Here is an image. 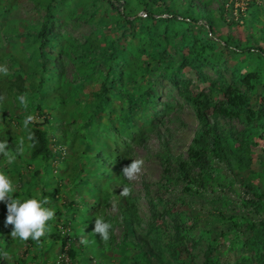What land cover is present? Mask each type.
Returning <instances> with one entry per match:
<instances>
[{
    "label": "rangeland",
    "instance_id": "1",
    "mask_svg": "<svg viewBox=\"0 0 264 264\" xmlns=\"http://www.w3.org/2000/svg\"><path fill=\"white\" fill-rule=\"evenodd\" d=\"M68 1V3L63 4L64 7L61 14L56 17L59 23L53 28L58 33L55 41V51L58 52L60 50L61 41L64 37L69 40L70 45L74 43L69 53L63 54V62L60 65L64 72V79L72 82H67L59 91H50V93H65L63 97L60 95L62 98H58L54 108L47 107L43 103L42 98L36 97L37 87L30 90L28 97L37 103L43 104V107L47 109V113H50L51 122L57 123L61 129L65 126L69 127L68 125L73 126L71 127L73 130L71 129L68 134V140L67 138L60 137L61 142L59 143L66 145V148H68L67 153L70 149H73V155L71 154L73 163L79 165L81 168H87L86 171L82 172V176L88 177L90 175L89 177L92 176L91 179H97L96 177H98L102 169L107 168V170H110L115 167V164L110 162L102 164L93 145L98 143L101 144V147H108V150H112V147H116L115 144L112 145V140L116 137V134L120 136L119 141L130 138L128 133L136 134L138 126L141 128V142L134 143L133 156L134 160L142 159L144 161L139 178L135 181H130L132 199L136 203L137 208L136 213L129 218V226L126 231L124 230V225H121V223L115 225L114 234L118 242L115 245V252L102 246V241H97L94 246L82 247L79 256L73 258L72 262L74 264H126L129 259H138L143 250L151 253L155 251L154 256L164 253L166 258L170 259L171 256L168 250L161 246L157 247V239H155L158 235L157 229H155L156 231L151 229L152 226H161L162 228L169 226L168 232L166 230L164 232L171 237L174 234L173 225L175 221L171 213H180L184 216L183 223L185 222L191 230L189 233L191 240L187 242L188 249L185 251L189 256L187 260L192 261L194 264H201L205 259L210 241H212L217 248L212 254L210 264H256L257 259L255 257H259L261 253L264 254V244L257 240L256 235L259 232L252 230L250 221H255L256 227H258V220L264 219V199L259 201V212L245 207L243 203L244 199H252L254 196L253 191L249 192L246 186L253 185L255 189L264 192V177L262 176L264 173L261 170V160L264 157L261 150L255 146H249V150L253 153L251 156L249 152L242 151L245 148H240L239 142H243V139L238 133L247 128V124L243 122V119L239 120L238 117H228L220 113H214L213 107L221 99L222 93L214 92L210 106L211 109L207 115L211 124L216 125L219 133L224 137H228L222 140L225 148H231L228 140L230 137H233L235 140L233 143L236 147H232L231 150L233 151L230 152L229 156H224V159L219 163L217 173L221 175L215 192L190 196L187 192H184V184L177 179L176 173H171L169 178L164 177V165L159 155L163 152L164 145H166L175 159L177 157L178 159L186 158L189 146L193 143L194 137L201 131L200 122L194 114L192 105L184 99L179 88L171 82L170 77L174 73H177L183 86L189 85V92L198 96L201 90L209 92L211 82L220 81L221 77L225 80L226 84H229L239 83L249 70L260 72L264 76V59H259L256 56L246 58L247 54L245 52L238 54L226 47H219L220 49L216 54L211 55L213 59L212 63H206L200 68L198 66L192 67L184 64V59H180L179 55L176 56L175 52L183 50V53L186 54L189 48H193L195 41L194 34L197 29L190 32L184 31L183 35L173 44L169 45V51L172 56L167 55V61L162 60L159 62L155 60L149 72L144 77L140 76L142 83L152 82L158 92V95L154 96L155 98L153 96L149 97L150 101L154 100V104H147L145 102L147 98L144 99L142 93H139L134 88V80L128 81L124 86L119 84L117 77L121 74V68L124 66V61L119 57L111 58L107 64L101 66L102 69H97L98 71L96 70L95 74L91 73L87 79L80 78L78 75L75 78L78 64L73 58L76 57V50H78V53L85 52V45L91 40L102 45H109L110 48L119 45L110 43L112 41L106 39L104 33L102 35V28L99 24L100 19L110 17L108 14L111 16L118 15V10L115 8L107 10V2L99 1L98 5L100 7L98 11L94 12L93 8H89L88 14L79 18L76 17L81 11L79 0ZM147 1L149 3L151 1V5H154L152 0ZM238 1L237 5L241 6L242 10L247 7L246 0ZM22 4L25 6L26 13H23V19L20 21L14 22L13 15L9 13L3 14L0 17V37L2 39L4 38L1 33L3 30L16 28L17 32L26 33L28 27L35 32L40 29L38 23L41 21L45 11L35 12L33 0H24ZM56 4H62V0H56ZM117 4L120 6V3ZM210 5L216 8L219 3L217 0H213ZM7 6H9V1L2 0L0 2V10ZM17 6V3L13 4L12 10L17 8ZM154 7L156 15H159L160 10L158 6L155 5ZM70 9L76 11V13L74 16H69L68 21L62 19L64 25L61 26L60 16L67 14L66 12ZM133 13L146 15L147 12L134 8ZM242 14L244 16H241ZM234 16L235 19L231 18L234 20V23L228 24V22H224L220 25L219 33L222 35L221 38L225 39V36L232 33L236 36V40L239 43L261 46L264 49V0H256L251 9H245L242 13L235 9ZM27 36L20 40L15 34L11 36L12 38L14 37L13 40H18L15 47L12 45L7 47L5 43L7 40L4 38L6 41H1L0 50L10 51L29 68L33 64L32 54H37V61L39 63H43L44 57L38 55L40 43L35 44L33 42L34 36ZM213 38L219 39L214 36ZM125 41V38L121 40V42ZM135 41L138 42L139 38H136ZM208 52L211 53L212 49H208ZM173 53L175 54L174 58ZM46 55L55 61H58L60 58V55H56L52 51H47ZM130 56L133 57L131 53L129 54ZM188 56L190 57V55ZM144 58L145 56H143ZM41 77L44 79V90L49 91L54 88L56 82L50 74H43L42 76L35 74L30 78L37 83ZM92 78L99 79V81L107 78L108 81H114L118 85L115 92L111 93L113 102H109L104 111L98 112L95 115L92 114L94 100L92 95H90L91 90L94 88L93 85H90V79ZM219 83L214 84L215 89L219 90V87H221ZM241 90H245L243 85H241ZM125 91H128L127 95ZM3 92V87L0 86V94ZM247 95L249 98L248 102L255 109L260 105L261 98L264 97V87L258 84ZM130 96L133 98L132 101H130ZM115 104H121L123 107H114L113 105ZM39 113L41 111L37 110L33 105L25 109L23 118L25 119L28 115H34L37 118L36 121H44L45 116L41 115L40 117ZM131 114L133 115L132 120L128 118ZM60 116H63L64 119H58ZM74 117L76 120L73 122ZM1 118L2 116H0ZM134 121L138 123V125L136 124V130H134ZM88 123L89 127H87ZM21 130H23V126H19L18 129L16 128V133ZM93 131L96 132L87 134ZM76 132L88 135L85 144L71 145L74 139L77 141L75 135L77 136L78 133ZM238 137L239 142L237 140ZM257 137L258 132L250 131L249 133L244 131V141L246 142L256 140ZM23 151L27 152L28 150L24 149ZM235 153L239 156L243 155L245 160L248 156L252 157H249L253 161L252 166H250L251 170L237 167ZM4 163L6 166L13 164L21 166L26 179H29V175L33 172L34 166H25L24 159L16 157L13 163H9L8 160ZM2 165L3 163H0V168ZM99 165H103V168H99ZM229 167H232V169ZM51 168L53 170H50L51 172L48 174H41L40 179L32 183L30 189L39 197H41L43 189L50 193H56V196L46 195L43 197L42 195V198H40H48L49 202L45 207L55 210L56 219L58 218V210L72 215V211H78L79 206L77 207L75 204L80 203L81 199L87 195L91 185L90 187L86 186L88 184L86 182L75 184L70 178H67L62 179L63 185L61 186V190L56 192L57 184L61 181L60 176L63 175V170L56 165H53ZM0 171L8 177L11 176L9 170L5 168ZM95 172H97L96 176H94ZM118 177V172H112L110 181L105 188L111 204L108 211L112 215L116 214L117 217L120 212L118 204L120 202L121 190V182ZM92 181L95 182L97 180ZM13 183L15 191L19 193L25 191L26 188L18 187V181H13ZM26 184L28 185L29 182L25 181ZM105 192L103 193L104 196L107 195ZM99 195L101 196L102 194ZM26 197L29 199V195ZM74 200H76V203ZM70 201H74L73 205L70 204ZM65 204L68 205L65 206ZM152 206L157 210L156 215H153ZM165 208L171 213L165 212L162 215ZM84 209L87 210L88 208L85 207ZM0 220L5 221L6 217ZM51 221L53 220L48 221V226L52 230L53 225L50 224ZM257 229L261 231V228ZM261 232L259 233V235L262 234L260 240L264 241V229ZM47 233L42 237L43 242L39 243L38 246L34 242L30 245L29 242L33 241L31 239L20 241L19 238H16L10 243L6 251L7 257H4V259L7 260L8 264H22V261L20 262L21 259L24 260L25 264H37L30 257L34 252L41 251V254H44L43 258L46 264H50L53 261L56 264L62 263L66 258L63 257L61 246H57L54 250L55 255H57L56 258L51 259L53 258L52 256L47 257L48 254L52 255L50 253L51 249L48 247L49 243L45 240ZM136 234L145 236L142 238V242L135 241ZM146 238L147 240H145ZM144 241L146 242L145 245L142 244ZM26 248L29 249L28 253L25 252ZM41 259L40 257L38 260L42 261Z\"/></svg>",
    "mask_w": 264,
    "mask_h": 264
},
{
    "label": "trees",
    "instance_id": "2",
    "mask_svg": "<svg viewBox=\"0 0 264 264\" xmlns=\"http://www.w3.org/2000/svg\"><path fill=\"white\" fill-rule=\"evenodd\" d=\"M1 1L2 0H0V2ZM7 1H9V6L0 10V17L3 16V14L9 13L13 15L14 22L23 19V13H26L25 6L22 4L24 0ZM33 1V9L35 12L41 10L45 11L41 21L38 23L40 29L35 32L28 27L26 33H19L16 28L3 30L1 33L7 41L0 37V46L3 40L6 41L7 47L10 45L15 47L18 40H13L14 37H11L14 34L18 36L19 40L25 38L27 35L34 36L33 42H35V44L40 43V52L38 55L44 57V61L43 63H39L37 61V54H32L31 58H33V64L31 67L27 68L21 59L16 57L13 53L0 50V65L7 66L8 68V75L5 76L0 73V86H2L4 90V92L0 94V96L4 97L3 100H0V109L4 111L3 119L0 122V141L7 140L12 155L16 156L18 159H24L25 166L30 167L29 165H33L34 167L33 172L28 177L29 179H26L21 166L14 164L6 166L4 162H6L8 158L0 156V163H3L0 170L4 168L9 170L11 173L9 178L12 181H18V187L26 188L22 193L14 191L12 194L21 201L27 200V195H29V199H40L42 195L43 197L46 195L56 196L55 192L50 193L43 189L41 197H39L30 189L31 184L39 180L41 174H48L51 172L50 170H53L51 168L53 165L63 170V175L60 176L61 181L57 184L56 192L61 190V186L63 185L62 179L70 178L75 184L86 182L88 183L86 186L90 187L91 185L87 195L81 199L80 203L75 204V206H79L78 211H72V215H70L69 213L65 214L62 210H58V218H54L53 221H51L50 224L53 225V228L48 231L45 239L49 243L48 247L51 249L50 253L52 254H48V258L51 256L53 257L51 259L57 257L54 253L57 246L62 247L61 251L64 257L67 256L73 259L79 256L82 247L94 246L97 241H102L98 234L96 235L93 233L95 219L97 218H103L105 222L112 224L110 239L107 242L102 241V246L115 252V245L118 244L114 234L115 225L121 223V225H124V230L126 231L129 226V218L135 215L137 208L136 203L132 199V195L128 197L120 196V202L118 204L120 212L118 217L116 214H110L108 211L111 205L110 198L108 197V192H105V188L110 181L112 172L119 173L118 178L121 182L120 193L123 186L131 188V183L122 175V170L134 160L133 145L136 142H141V128L138 126L136 134L128 133L130 138L121 141H119L120 136L116 134V137L112 140V145L115 144L116 147H112V150H108V147H101V144L98 143L93 145L94 149L97 150V155L102 164L105 162L115 164V167L110 170H107V168L102 169L101 173L96 177L97 179H91L92 176L89 177L90 175H88V177L82 176V172L86 171L87 168H81L79 165L73 163L70 156L71 153L66 154L63 147H56L54 149L50 146V135L54 138V142H58V138L60 137H64V139L67 138L68 140V134L73 126L68 125L69 127L65 126L61 129L57 123L51 122L50 113H47V109L43 107V104L33 101L32 98L28 97V94L30 90L37 87L36 97L42 98L43 103L50 108H54L58 98L65 96V93H50V91H59L67 82H72L68 79H64V72L60 65L63 62V54L69 53L74 43L70 45L69 40L64 37L61 41L62 45L59 48L61 51H55V41L58 33L55 32L53 27L59 23L56 17L61 14L64 7L63 4L69 1L62 0V4L59 5L56 4V0ZM99 1L107 2V10L111 8L118 10V15L111 16L107 13L110 17L107 19H105V17L100 19L99 24L102 28V35L104 33V37L112 41L110 43L119 45L110 48L109 45H102L101 43H95L91 40L85 45V52L78 53V50H76V57L73 58L78 64L75 78L79 76L80 78L87 79L91 73L95 74V72L102 69L101 66L107 64L111 58L119 57L124 61L121 74L117 77L119 84L124 86L128 81L134 80V88L137 89L139 93H142L144 99L147 98V101H145L147 104H154V100L150 101L149 97H156L158 92L152 82L142 83L140 76L144 77L145 74L149 72L155 60L159 62L162 60L167 61V55L172 56L169 51V45L171 43L173 44L183 35L184 31L190 32L197 29L194 34L195 41L193 48H189L188 53H186L190 55V57L183 53V50H177L175 52L176 56L179 55L180 59H184V64H188L192 67L198 66L200 68L206 63H212L213 59L211 55L216 54L220 49L219 47H226L230 51L238 54H243V52H245L247 54L245 56L246 58L256 56L259 59H264V49L261 46L239 43L236 40V36L232 33L225 36V39H222V35L219 33L222 23H234L232 19H235V9L242 13L245 9H251L256 0H246L247 7L243 10L241 6L239 7V5H237L239 3L238 0H217L219 5L216 8L210 5L213 0H152L154 5H151V1L149 3L147 0H79L81 11L76 17L82 18L85 14H88L89 8H93L94 12L98 11L100 7V5H98ZM15 3H17V8L19 7V9L15 8L12 10V6ZM117 3H120V6ZM155 5H157L160 10L159 15H156L154 9ZM134 8L144 10L147 13L146 15H138L137 13H133ZM66 13L67 14H62L60 16L61 26L64 25L62 19L68 21L69 16H74L76 11L70 9ZM228 16H230V18H228ZM241 16L244 15L242 14ZM213 36L219 39H214ZM123 38L126 39L125 42H121ZM136 38H139L138 42L135 41ZM208 49H212V52H208ZM47 51H52L54 54L60 55L58 61L50 57L48 58L46 55ZM130 53L133 57H129ZM174 55L173 53V58ZM143 56H145L144 59ZM35 74H40V76L43 74H50L56 82L54 88L49 91L44 90L43 77H41L37 83L31 80L30 77ZM170 79L171 82L179 88L184 99L192 105L194 114L200 122L201 131L194 137L193 143L188 148V156L186 158L178 159L177 157L175 159L172 157L170 150L164 145L163 152L159 155L164 165V177L169 178L171 173H176L177 179L184 184V192H187L190 196L215 192L217 190L216 187L221 175L217 173L219 170V163L224 159V156H229L230 152L233 151L231 148L236 147V145L233 143L235 142L233 137H230L228 140L231 148H225L222 140L228 137L221 135L216 125H212L208 118L207 113L211 109L210 106L212 104L214 92L222 93L221 99L217 101L216 105L213 107L215 114L220 113L228 117H238L239 120L243 119V122L247 124V128L244 130L245 132H258L257 139L252 141L249 140L248 142L244 141L243 130L238 133L243 139V142H239V137L237 138L240 144L239 146H241L240 148H245L242 151L249 152L251 156L253 153L249 150V146H255L261 150L262 156L264 157V97L261 98L260 105L254 109L248 102L249 98L247 95V93L254 90L258 84L264 87V76L262 73L249 70L239 83L229 84H226L225 80L221 77L220 81L211 82V89L209 92L201 90L198 96L189 92V85L183 86L181 84L177 73H174ZM90 80V85L94 87L90 95H92L94 100L92 114L95 115L98 112L104 111L109 102H113L111 93L115 92L118 85H116L114 81H108L107 78L102 81L95 78ZM218 82L221 84L219 90L215 89L214 86V84ZM241 85L245 87V90H241ZM22 94H27L29 101L28 108L34 105L37 110L41 111L39 116L41 117V115H44L45 119L44 121L30 124L28 129L23 127V130L16 133V128L18 129L19 126H23L24 121V114L19 112L18 105L21 107L23 106L17 99V97ZM125 94L127 95L128 91H125ZM132 100L133 98L130 96V101ZM113 106L123 107L121 104H115ZM7 110H11V113L7 114ZM128 118L132 120L133 115H129ZM58 119H64V117L60 116ZM75 120L76 118L74 117L73 122ZM134 124V130H136V124L138 125V123L134 121ZM87 127H89V123ZM60 129L61 131H59ZM29 132L34 134L33 141L27 139ZM95 132L96 131H93L87 134ZM76 133H78L77 136L75 135L77 141L74 139L71 145L76 146L85 144L88 135L86 133ZM21 140L24 141L23 150H28L27 152L23 151L24 154H18L16 151ZM250 156H248V158ZM250 158L245 160L243 155L239 156L236 154L235 161L237 167L251 170L250 166H252L253 161ZM173 162H175V164H173ZM261 167L264 173V159L261 160ZM99 168H103V165H99ZM229 168L232 169V167ZM94 174V176H96L97 172ZM262 176L264 177V174ZM92 180L97 181L93 182ZM25 181L29 182V184L25 185ZM246 187L249 192L253 191L254 196L252 199H244V206L255 212H259V201L264 199V192L255 189L253 185H248ZM104 192L107 195L104 196ZM99 194H102L103 197ZM74 201L76 203V200ZM74 201H70V204L73 205ZM67 205L68 204H65V206ZM85 207L88 209H84ZM152 210L153 215H156L157 210L154 206H152ZM165 212L171 213L165 208L162 215H164ZM0 215V219H5V217H7V205L4 202H0ZM171 215L175 218L173 225L174 234L171 237L166 233L170 229L169 226L165 228L161 226H152L151 229H157L158 235L155 237V239H157V247L161 246L168 250L171 258H166L164 253H159L158 256H154L155 251L151 253L143 250L138 259H129L126 264H194L192 261L187 260L189 256L185 252L188 249L187 242L191 240L189 234L191 230L187 227L185 222L183 223V214L171 213ZM258 223L259 225L256 227V222L251 220L250 227L252 226V230H255V232L262 233L261 231L264 229V219L258 220ZM257 228H261V231ZM12 230L13 227L11 225L5 226V221L0 220V264H8L7 260L4 259L3 253L8 250L10 243L16 239L11 236ZM164 230H166V232H164ZM259 233L256 235L257 240L264 244V241L260 240L262 234L259 235ZM81 236L88 240L89 245H84L79 242ZM144 237V235L140 236L136 234L135 241L142 242V238ZM42 239L41 237L39 242L31 241L29 244L31 245V243L34 242V244L38 246L39 243L41 244L43 242ZM145 240H147V238ZM145 243L144 241L142 244L145 245ZM216 248V245L210 241L205 259L201 264H210L212 254ZM25 252L28 253L29 249L26 248ZM43 255L41 251H37L32 254L30 259L37 264H46ZM40 257L42 261L38 260ZM255 259H257L255 262L256 264H264L263 253H261L259 257L257 256V258L255 257ZM21 261L22 264H25L24 260L21 259L20 262ZM50 264L56 263L53 261ZM60 264L68 263L62 262ZM72 264H74V262Z\"/></svg>",
    "mask_w": 264,
    "mask_h": 264
},
{
    "label": "clouds",
    "instance_id": "3",
    "mask_svg": "<svg viewBox=\"0 0 264 264\" xmlns=\"http://www.w3.org/2000/svg\"><path fill=\"white\" fill-rule=\"evenodd\" d=\"M0 73L5 76L8 75L7 66L0 65ZM4 97L0 96V100H3ZM19 103L25 108H28V98L27 94H22L17 97ZM17 104V103H16ZM18 105V104H17ZM19 106V112L23 114L25 109ZM8 114L11 113V110H7ZM4 111L0 109V116L3 119ZM36 117L34 115H28L23 121V127L28 129L29 125L36 121ZM29 141L34 140V134L29 132L27 137ZM50 146L52 148L63 147L66 151V145L61 142L58 138L57 141H53V137L50 135ZM24 141L21 140L19 145L17 146V153L23 154ZM73 150V149H72ZM72 150L68 153H72ZM70 154V156H71ZM0 156H4L8 158L9 163H13L16 159L14 155H12L9 143L7 140L0 141ZM144 161L142 159H135L130 165H127L122 170V175L129 181H135L139 178V174L142 171ZM15 186L13 181L6 176L4 173L0 172V202H4L7 205V217L5 220V226L11 225L13 230L11 232L12 238H19L22 241H28L29 239L33 241H40V238L45 236V234L50 230L48 226V221L53 220L55 218V210L49 207H45L48 204V198L37 199L31 198L24 201L14 197L12 194L15 191ZM132 194V189L128 186H123V189L120 193V196L128 197ZM112 228V224L109 222H105L103 218L95 219V225L93 229V233L100 236V239L104 242H107L110 239V229ZM79 242L81 244L87 245L88 240L81 236ZM4 257H7V253H3ZM64 257V255H63ZM63 262L72 264V259L70 257L65 256Z\"/></svg>",
    "mask_w": 264,
    "mask_h": 264
}]
</instances>
